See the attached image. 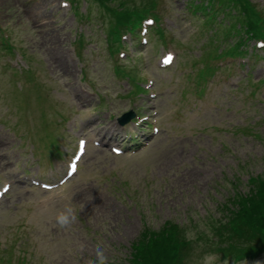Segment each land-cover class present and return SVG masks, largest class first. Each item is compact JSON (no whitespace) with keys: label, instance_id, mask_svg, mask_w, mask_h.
I'll use <instances>...</instances> for the list:
<instances>
[{"label":"rangeland","instance_id":"374dc122","mask_svg":"<svg viewBox=\"0 0 264 264\" xmlns=\"http://www.w3.org/2000/svg\"><path fill=\"white\" fill-rule=\"evenodd\" d=\"M184 1L158 5L164 8L161 22L171 28L175 44L169 45L178 52L175 64L156 68L162 41L155 33L134 61V74L152 75L155 88L163 92L156 107L164 132L133 156L89 146L71 180L44 190L30 177L47 178L49 169L60 175L72 150L63 142L57 160L60 152L51 146L52 139L57 144L67 135L73 143L75 136L113 123L133 108L135 98L143 110L149 100L142 92L131 94L134 83L119 80L111 69L107 26L113 19L102 14L106 7L99 0H76L74 8L60 7V0H0V24L11 30L24 54L22 60L0 48V184H13L0 202V264L18 259L27 264H131L132 245L149 238L151 246L160 245L140 254L152 262L161 245L167 246L162 240L168 221L181 225L191 219L194 238L204 228L201 223L222 217L217 210L234 175L243 182L248 173L264 175V51L254 52L250 40L246 54L224 60L225 70H214L198 84L196 69L212 64L220 50L211 38L218 35L223 40L218 47H227L236 35L226 38L222 25L206 24L184 9ZM251 1L264 10V0ZM223 15L226 27L233 22L231 28L238 29V21L247 26L248 18L239 11L231 18ZM79 88L99 90L98 108L104 106L95 108L97 96L75 98ZM116 92L121 93L118 99ZM61 213L69 218L64 227L57 220ZM189 264H264V255L236 262L214 253Z\"/></svg>","mask_w":264,"mask_h":264},{"label":"trees","instance_id":"16d2710c","mask_svg":"<svg viewBox=\"0 0 264 264\" xmlns=\"http://www.w3.org/2000/svg\"><path fill=\"white\" fill-rule=\"evenodd\" d=\"M239 3L242 11L247 13L250 8L244 5V0H239ZM119 7L120 10L110 9L112 26L123 24V21L133 16L130 12H124L123 3ZM247 21L248 29L253 35L264 38V24L253 18H248ZM232 188L221 208L218 207L217 211L222 213V217L213 220L210 218L209 221H204V224L201 223L204 228L196 230L193 241L186 235H191L193 229L189 223L191 219L181 225L168 221L163 226L166 238L162 240L167 246L161 245L158 255L152 258L153 264H180L185 250H191L192 244L195 250L203 253L214 252L225 260L240 261L246 257L264 255V178L251 175L243 182L237 177L232 183ZM151 240L152 238L147 241L140 240L134 245L132 262L152 263H148L140 254L147 247L160 245L154 242L151 246ZM168 255L170 259L165 261L164 256Z\"/></svg>","mask_w":264,"mask_h":264},{"label":"clouds","instance_id":"9594fccd","mask_svg":"<svg viewBox=\"0 0 264 264\" xmlns=\"http://www.w3.org/2000/svg\"><path fill=\"white\" fill-rule=\"evenodd\" d=\"M57 220L60 224L61 227H64L66 224L69 223V218L68 215L61 213L58 217ZM101 264H103V261H101Z\"/></svg>","mask_w":264,"mask_h":264},{"label":"bare ground","instance_id":"6f19581e","mask_svg":"<svg viewBox=\"0 0 264 264\" xmlns=\"http://www.w3.org/2000/svg\"><path fill=\"white\" fill-rule=\"evenodd\" d=\"M39 13V12H38ZM37 15V14H36ZM35 16V15H34Z\"/></svg>","mask_w":264,"mask_h":264}]
</instances>
